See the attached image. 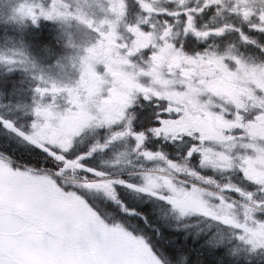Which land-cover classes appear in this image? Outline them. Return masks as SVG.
Returning <instances> with one entry per match:
<instances>
[{
  "label": "snow or ice",
  "instance_id": "6c2138e0",
  "mask_svg": "<svg viewBox=\"0 0 264 264\" xmlns=\"http://www.w3.org/2000/svg\"><path fill=\"white\" fill-rule=\"evenodd\" d=\"M133 3L0 0L32 26L0 51V107L30 118L0 115L28 146L0 140V264L264 258V0ZM201 221L196 258L156 247Z\"/></svg>",
  "mask_w": 264,
  "mask_h": 264
},
{
  "label": "trees",
  "instance_id": "16d2710c",
  "mask_svg": "<svg viewBox=\"0 0 264 264\" xmlns=\"http://www.w3.org/2000/svg\"><path fill=\"white\" fill-rule=\"evenodd\" d=\"M46 23V22H45ZM32 32V26H29L24 32L16 29L13 25L0 23V46H15L20 47V41H28ZM18 81L20 78L16 77V74L3 73L0 76V80ZM25 88H28V82L23 84ZM0 133H5V129L0 128ZM26 151L18 149L17 154L22 155ZM191 224V223H190ZM198 229H202V226L193 229L191 227L185 228H165L160 238L156 239V247L167 256L170 252L180 251L181 253H188L190 260L194 259L199 254L200 240L195 239ZM176 246H179L177 249ZM246 264H264V258L259 255H253L246 258Z\"/></svg>",
  "mask_w": 264,
  "mask_h": 264
},
{
  "label": "rangeland",
  "instance_id": "374dc122",
  "mask_svg": "<svg viewBox=\"0 0 264 264\" xmlns=\"http://www.w3.org/2000/svg\"><path fill=\"white\" fill-rule=\"evenodd\" d=\"M13 48H18V47H15V46H0V51L7 52L9 49H13ZM65 71L69 75H73V73L70 70L66 69ZM3 73L4 72H0V76H2ZM14 73H16V72H13L11 74H14ZM25 81H27V80H25ZM23 87H24V85H23ZM25 89H28V88H25ZM29 98H30V94H29ZM3 103L5 105H7L8 101L4 100ZM0 111H2V113H0V115H4L6 118L14 119L18 125H24L25 127L27 126V122L30 119L29 117H25L23 112L18 111V110L10 111L8 109V107H0ZM0 140L7 141L8 143H11L12 145H18L19 144L18 138L13 137L6 130H5V133H0ZM21 150H23V149H21ZM206 224H207V221H201L199 223H191L190 227L193 228V229H197V228H199L201 226H202V228H205Z\"/></svg>",
  "mask_w": 264,
  "mask_h": 264
},
{
  "label": "clouds",
  "instance_id": "9594fccd",
  "mask_svg": "<svg viewBox=\"0 0 264 264\" xmlns=\"http://www.w3.org/2000/svg\"><path fill=\"white\" fill-rule=\"evenodd\" d=\"M15 148H17V149H23V150H25V151H27L28 150V146L27 145H24L22 142H19V144L18 145H13Z\"/></svg>",
  "mask_w": 264,
  "mask_h": 264
},
{
  "label": "flooded vegetation",
  "instance_id": "af4514ba",
  "mask_svg": "<svg viewBox=\"0 0 264 264\" xmlns=\"http://www.w3.org/2000/svg\"><path fill=\"white\" fill-rule=\"evenodd\" d=\"M129 4H130L131 10L134 12L135 11V6H134V3H133V0H129Z\"/></svg>",
  "mask_w": 264,
  "mask_h": 264
},
{
  "label": "bare ground",
  "instance_id": "6f19581e",
  "mask_svg": "<svg viewBox=\"0 0 264 264\" xmlns=\"http://www.w3.org/2000/svg\"><path fill=\"white\" fill-rule=\"evenodd\" d=\"M14 74H16V77H18V78H20V79L22 78V77H21V74H20L19 72H16V73H14Z\"/></svg>",
  "mask_w": 264,
  "mask_h": 264
}]
</instances>
